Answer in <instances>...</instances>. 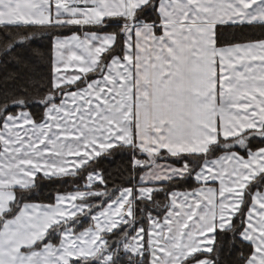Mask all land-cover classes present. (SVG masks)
Segmentation results:
<instances>
[{
	"label": "snow or ice",
	"instance_id": "1",
	"mask_svg": "<svg viewBox=\"0 0 264 264\" xmlns=\"http://www.w3.org/2000/svg\"><path fill=\"white\" fill-rule=\"evenodd\" d=\"M40 37L46 81L0 78V264H264V0H0V53Z\"/></svg>",
	"mask_w": 264,
	"mask_h": 264
},
{
	"label": "trees",
	"instance_id": "2",
	"mask_svg": "<svg viewBox=\"0 0 264 264\" xmlns=\"http://www.w3.org/2000/svg\"><path fill=\"white\" fill-rule=\"evenodd\" d=\"M252 33L249 32L245 37L241 38H249ZM32 49H38L39 54H36L32 51H22L17 50L16 53L11 54H3L0 53V78H3L5 75L11 72H19L21 71V67L15 62L14 56L17 54L23 55L29 62V64L35 69V72L38 76L45 78L50 74V50L48 46L47 37H40L37 39L35 43L32 44ZM33 112L39 114L40 109L38 107H34L32 109ZM127 164L126 158L116 157L112 160H105L102 164V167L108 169L110 172L115 174L120 168ZM59 189L60 191L67 190V186L61 187L60 185L49 186L43 189V191L39 194L38 199H47L48 196L55 190Z\"/></svg>",
	"mask_w": 264,
	"mask_h": 264
}]
</instances>
